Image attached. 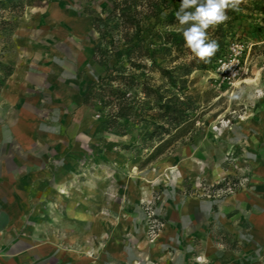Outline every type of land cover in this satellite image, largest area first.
I'll return each mask as SVG.
<instances>
[{"label":"rangeland","instance_id":"374dc122","mask_svg":"<svg viewBox=\"0 0 264 264\" xmlns=\"http://www.w3.org/2000/svg\"><path fill=\"white\" fill-rule=\"evenodd\" d=\"M112 1L27 0L25 7L22 0L21 10H13L10 0H0V64L13 67L25 61V22L31 13L58 10L104 18ZM242 9L237 19L224 25L220 57L182 77L181 92L190 110L177 128L159 120L157 126L167 131L148 124L158 111L146 101L137 112L148 122L121 117L107 129L110 107L100 100L93 103L94 125L101 130L79 134L77 146L63 149L54 165L59 174H50L45 183L51 190L39 196L40 206L29 215L36 220L32 229L64 248L85 246L86 220L93 217L109 223L111 236L127 241L140 233L152 245L173 217L222 218L243 226L254 244L259 241L254 226L264 219V0H251ZM172 17L150 21L155 65L147 61L151 70H144L146 78H138L158 89L164 100L175 89L162 70L176 75L180 64L193 59L184 44L176 46L183 36ZM92 34L94 49L101 40L94 30ZM216 34L217 29H209L212 39L221 40ZM232 44L239 48L247 72L228 81L219 75L218 61L231 59ZM103 74V66L92 58L85 75L88 83ZM10 77L3 81L0 72V94L7 91ZM137 97L145 102L141 93ZM257 245L255 264H264V245Z\"/></svg>","mask_w":264,"mask_h":264},{"label":"crops","instance_id":"0c3cea01","mask_svg":"<svg viewBox=\"0 0 264 264\" xmlns=\"http://www.w3.org/2000/svg\"><path fill=\"white\" fill-rule=\"evenodd\" d=\"M92 32L90 18L67 11L26 18L25 61L13 65L8 89L0 94V264H191L196 256L208 264H255L253 248L264 245V219L250 224L259 236L256 244L243 226L222 218L173 217L152 245L140 233L127 241L111 236L109 223L93 217L86 220L85 246L64 248L31 228L36 220L29 215L51 190L45 183L59 174L54 165L63 149L77 146L79 134L102 127L82 103Z\"/></svg>","mask_w":264,"mask_h":264},{"label":"trees","instance_id":"16d2710c","mask_svg":"<svg viewBox=\"0 0 264 264\" xmlns=\"http://www.w3.org/2000/svg\"><path fill=\"white\" fill-rule=\"evenodd\" d=\"M26 2L27 0L25 7ZM180 3L181 0H113L104 18L91 19V27L99 34L101 40L93 49V58L98 65L103 66L104 74L96 81L88 83L82 103L93 108V103L100 100L104 107H110L111 119L107 123V129L114 127L121 117L134 119L138 116L144 120V116L137 111L143 109L139 105H146V101H150L158 111L155 119L144 120L149 121L150 125L157 126L156 120H159L175 129L187 118L190 109L185 103V94L181 92L185 81L182 77L190 74L192 69L204 70L205 63L193 58L188 65L180 64V72L176 75L168 70H162V76L175 89L167 100H164L158 89L154 90L144 81L138 80L142 76L143 79L146 78L144 70H151L147 68V61L151 66L155 65L154 50L151 48L153 41L149 34L150 21L159 20L167 14H173L170 21H176L175 12L179 9ZM10 4L13 10L17 7L21 10L23 7L22 0H10ZM228 15L231 18L226 24L237 19L239 12L229 11ZM224 25L216 28L218 32L216 35L222 39L218 40L220 47L214 57H220L224 45L226 37ZM115 33L118 34L116 39ZM101 44L104 46L102 51L99 48ZM177 44L176 46L184 44V40L181 39ZM0 72L4 81L12 74L13 67L0 64ZM1 87L0 82V90ZM139 93L143 95L145 102L136 101ZM157 127L164 130L163 126Z\"/></svg>","mask_w":264,"mask_h":264},{"label":"clouds","instance_id":"9594fccd","mask_svg":"<svg viewBox=\"0 0 264 264\" xmlns=\"http://www.w3.org/2000/svg\"><path fill=\"white\" fill-rule=\"evenodd\" d=\"M249 0H181L175 12L184 47L192 57L205 64L219 51V42L209 36V29H216L230 20L229 11L241 12Z\"/></svg>","mask_w":264,"mask_h":264},{"label":"built area","instance_id":"2783aa9c","mask_svg":"<svg viewBox=\"0 0 264 264\" xmlns=\"http://www.w3.org/2000/svg\"><path fill=\"white\" fill-rule=\"evenodd\" d=\"M229 51L231 52V59H220L218 61V72L222 79L231 81L246 73L247 68L245 69L242 66L241 52L236 45L232 44ZM191 264H208V262L200 256H196Z\"/></svg>","mask_w":264,"mask_h":264}]
</instances>
